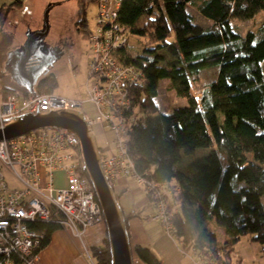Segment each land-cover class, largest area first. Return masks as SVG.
I'll use <instances>...</instances> for the list:
<instances>
[{
  "label": "trees",
  "instance_id": "16d2710c",
  "mask_svg": "<svg viewBox=\"0 0 264 264\" xmlns=\"http://www.w3.org/2000/svg\"><path fill=\"white\" fill-rule=\"evenodd\" d=\"M78 7L76 29L89 37L86 5L80 0ZM191 9L209 24L197 22ZM262 11L264 0H121L115 17L128 38H143L139 52L129 50L127 38L112 53L137 74L127 93L133 110L124 112L131 177L140 178L153 217L163 212L184 248L217 264H242L234 254L243 235L264 250V22L244 35L233 26ZM6 13L0 7V29ZM208 68L215 74L195 94L194 81ZM162 80L185 99L183 105L160 109L156 98ZM56 86L51 71L34 89L53 92ZM9 93L28 92L2 84V99ZM133 215H124L125 221ZM211 223L223 227L224 240ZM35 225L44 228L38 253L60 226ZM90 253L96 264H110L106 237ZM132 253L144 264H161L145 245L133 246Z\"/></svg>",
  "mask_w": 264,
  "mask_h": 264
},
{
  "label": "built area",
  "instance_id": "2783aa9c",
  "mask_svg": "<svg viewBox=\"0 0 264 264\" xmlns=\"http://www.w3.org/2000/svg\"><path fill=\"white\" fill-rule=\"evenodd\" d=\"M101 3L97 18L102 24L99 29L95 26L96 30L89 36L95 56L90 64L94 81L88 93L98 116L86 122L91 125L99 119L115 132L114 152L101 154L104 173L113 184L119 177L133 176V164L126 154L129 118L124 112L133 110L127 93L135 87L137 74L134 69L116 62L112 55L127 40L126 29L115 19L121 0H99V6ZM76 106L80 102L53 92L9 93L0 102V129L12 118ZM82 167L78 138L66 129L36 128L0 139V264H36L35 250L41 244L43 233L33 224H65L79 235L87 226L103 221ZM5 171L22 186L10 188ZM57 171L64 173L62 186L55 184ZM162 216L163 212L159 214L161 225L172 234L170 224ZM190 250L198 258L196 264H217Z\"/></svg>",
  "mask_w": 264,
  "mask_h": 264
},
{
  "label": "rangeland",
  "instance_id": "374dc122",
  "mask_svg": "<svg viewBox=\"0 0 264 264\" xmlns=\"http://www.w3.org/2000/svg\"><path fill=\"white\" fill-rule=\"evenodd\" d=\"M15 0H0L4 11L7 6ZM61 1V4L54 6L50 12V31L48 37L53 41L64 35L66 43L64 44L63 54L61 58L55 62L52 71L57 78V86L53 90V94L80 102L78 109L83 113L86 121L97 118L98 112L96 106L89 99L88 88L91 87L94 76L91 74V62L94 59L95 51L89 37L84 36L76 29L75 20L79 16L78 4L80 0H22V4H17L14 11L9 12L6 26L4 24V32L0 33V61L5 54L6 47H15L24 39V32L27 29L26 24H30L31 28L40 23L43 10L49 2ZM113 1V0H110ZM83 7L86 5V19L88 25V34L101 26L100 20L97 18L101 14L103 4L99 6V0H82ZM113 5V4H111ZM99 6V7H98ZM197 22L207 25L209 22L201 17L195 9H191ZM264 22V12H259L255 19L245 21H234L233 26L242 34H246L249 30H257ZM83 29V28H82ZM91 29V31H90ZM128 38V35L126 39ZM97 40V38H95ZM127 47L132 53L139 52L143 46V38L131 35L127 40ZM96 71V70H95ZM215 69L208 68L203 70L195 79L193 84V92L199 94L205 87L206 83L214 76ZM0 83H6L15 87L12 82L5 77ZM168 81L160 82L158 97L156 101L162 111L170 109L172 106L183 105L185 99L178 97L173 90L168 89ZM0 102L2 97L0 95ZM138 108H134L137 112ZM94 134L97 146L100 152H114L115 132L99 119L90 125ZM203 152H200L202 154ZM63 172V171H62ZM56 173V184L63 185V173ZM6 181L10 188L21 187L22 184L16 180L8 171H5ZM138 187L136 184H134ZM134 186V187H135ZM140 193L137 197L145 196L143 187H140ZM133 196L132 193H130ZM104 224V221H103ZM105 226V224H104ZM219 237V240L226 238L223 227L215 223L209 224ZM249 235L240 237L235 245L234 257L241 259L242 264H264V250L258 242L251 241Z\"/></svg>",
  "mask_w": 264,
  "mask_h": 264
},
{
  "label": "water",
  "instance_id": "95a60500",
  "mask_svg": "<svg viewBox=\"0 0 264 264\" xmlns=\"http://www.w3.org/2000/svg\"><path fill=\"white\" fill-rule=\"evenodd\" d=\"M59 4L61 1L49 2L43 10L41 26L37 29L27 27L23 42L7 52L0 78L6 72L17 86L28 93H35V86L42 77L51 72L55 62L63 54L61 46L50 45L46 41L50 31L49 12ZM77 107L12 118L2 130L0 129V139L12 138L36 128H63L74 133L79 141L83 169L91 183L103 216L110 264H133V253L124 213L104 173L100 149L91 127Z\"/></svg>",
  "mask_w": 264,
  "mask_h": 264
},
{
  "label": "crops",
  "instance_id": "0c3cea01",
  "mask_svg": "<svg viewBox=\"0 0 264 264\" xmlns=\"http://www.w3.org/2000/svg\"><path fill=\"white\" fill-rule=\"evenodd\" d=\"M23 3L22 0H15L7 6V13L3 26L4 24L6 26L9 12L15 10L12 8L17 4L23 5ZM1 5L2 3H0V6ZM28 24H26V26ZM40 25L41 20L35 27ZM63 36L64 35H60L62 38ZM59 38L52 41L47 35L46 41L51 45V43L57 42ZM59 172L62 171H57L56 173ZM62 182L64 185V173ZM56 183L57 182H55V184ZM111 185L115 195H117L124 215L129 213L135 215L129 217L126 222L129 242L132 249L133 246L138 244L149 247L161 259V264H196V262H198V258L195 257L190 248H184L172 234L163 228L160 220L153 217L155 211L154 208L148 204L146 196L137 197L140 193V187L142 186L134 178L131 176L119 177L115 183ZM56 186L62 185L56 184ZM130 193H132L133 196H131ZM105 237L106 229L103 221L87 226L82 230L80 236L73 234L67 229L57 228L52 231L47 245L38 252L36 264H96L90 253V247L93 245H101ZM133 264L144 263L133 254Z\"/></svg>",
  "mask_w": 264,
  "mask_h": 264
},
{
  "label": "flooded vegetation",
  "instance_id": "af4514ba",
  "mask_svg": "<svg viewBox=\"0 0 264 264\" xmlns=\"http://www.w3.org/2000/svg\"><path fill=\"white\" fill-rule=\"evenodd\" d=\"M40 26H41V25H40ZM40 26L35 27V29L39 28ZM28 27L30 28L31 26L28 24ZM2 28H4L3 25H2ZM2 28L0 29V33L4 32V30H2ZM24 39H25V37H24ZM24 39H23V40H24ZM23 40H22L20 43H18L15 47H18V46L23 42ZM65 43H66V40L64 39V37H63V38L60 37V38L58 39L57 42H55V43H51V45H52V44H54V45H58V46H61V47L64 49V44H65ZM15 47H6V49H5V54L2 56V59H1V61H0V71L3 70V66H4V64H5V60H6V56H7V52H8L10 49H13V48H15ZM6 76L9 77V79L11 80L10 75H9L8 73H6V72L3 74L2 79H4Z\"/></svg>",
  "mask_w": 264,
  "mask_h": 264
},
{
  "label": "bare ground",
  "instance_id": "6f19581e",
  "mask_svg": "<svg viewBox=\"0 0 264 264\" xmlns=\"http://www.w3.org/2000/svg\"><path fill=\"white\" fill-rule=\"evenodd\" d=\"M8 79H9V77H7ZM1 80H3L2 78H0V81ZM10 80V79H9ZM11 82H12V84H14L15 86H17L12 80H10ZM2 84H5V83H2ZM1 83H0V85H2ZM18 87V86H17ZM89 125V124H88ZM91 127V126H90ZM100 149V148H99ZM101 154H102V152H100V156H101ZM82 161V160H81ZM83 166V165H82ZM83 168V167H82ZM86 177H87V175H86ZM87 179H88V177H87ZM89 180V179H88ZM90 182V181H89ZM48 223H51V222H48ZM38 227V226H37ZM60 228H64V229H67V230H69V231H71L73 234H75V235H77V236H80V234L78 235V234H76L75 232H73L72 231V229L71 228H69L68 226H66L65 224H61L60 225ZM44 228L43 227H41L39 230L44 234V230H43Z\"/></svg>",
  "mask_w": 264,
  "mask_h": 264
}]
</instances>
